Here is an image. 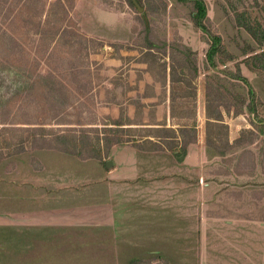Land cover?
Returning a JSON list of instances; mask_svg holds the SVG:
<instances>
[{
	"label": "rangeland",
	"instance_id": "obj_1",
	"mask_svg": "<svg viewBox=\"0 0 264 264\" xmlns=\"http://www.w3.org/2000/svg\"><path fill=\"white\" fill-rule=\"evenodd\" d=\"M142 1L138 12L127 0H0V188L8 196L16 185L27 194L33 183L44 184L47 168L90 154L101 161L104 151L93 143L102 130L86 127L96 120L110 123L97 116V107L116 98L117 86L129 91V99L145 77H167L169 54L179 76L185 70L177 61L188 46L195 51L196 118L207 157L201 176L210 185L198 189L197 236L166 240L164 256L117 255L115 264H264V81L242 62V51L261 46L240 25L252 19L264 29V0H205L206 27L221 36L223 47L217 70L206 64L209 38L191 21L190 5ZM240 12L245 14L238 20ZM221 70L248 79L256 92L255 112H232L248 103V95L243 83ZM206 80L230 93L225 102L231 112H223L228 127L219 128L212 143L217 150L232 144L224 155L205 145ZM184 103L192 108L179 100ZM58 127L66 137L56 143ZM73 234L77 238L58 240L52 264H76L75 253L59 254L62 247L80 251L76 244L89 247L91 240L101 246L91 231ZM40 249L37 244V257Z\"/></svg>",
	"mask_w": 264,
	"mask_h": 264
},
{
	"label": "crops",
	"instance_id": "obj_2",
	"mask_svg": "<svg viewBox=\"0 0 264 264\" xmlns=\"http://www.w3.org/2000/svg\"><path fill=\"white\" fill-rule=\"evenodd\" d=\"M166 78L162 85L152 76L145 77L141 90L136 88V96L129 99V91L123 93L117 86L116 98L97 107V116L117 119L121 114L132 120L124 125L132 129H175L176 137L164 138L160 149L141 147L147 137L160 143L152 136L112 144L107 151L100 143L104 151L101 161L85 157L68 166L62 162L47 168L44 184L33 183L27 194L16 185L8 196L0 188V264H36L38 260L52 264L58 240L77 238L74 232L91 231L99 235L101 243L98 246L91 240L89 247L77 243L84 248L80 251L62 247L59 254L75 253L76 264H115L117 255L131 260L164 256L168 253L166 240L196 238L198 189L210 187L201 176L200 166L207 160L202 149L204 136L198 124L196 141L180 154L181 136L170 116ZM136 79L139 82L141 77ZM86 124L103 126L98 120ZM170 142L171 149L165 146ZM37 244L43 249L41 259Z\"/></svg>",
	"mask_w": 264,
	"mask_h": 264
},
{
	"label": "trees",
	"instance_id": "obj_3",
	"mask_svg": "<svg viewBox=\"0 0 264 264\" xmlns=\"http://www.w3.org/2000/svg\"><path fill=\"white\" fill-rule=\"evenodd\" d=\"M141 7L144 6L142 0H136ZM182 2L183 4L191 6V21L194 26L202 31L203 33L208 35L209 38V46L205 52V61L209 68L212 70H217V61L216 56L219 52L222 51V43L221 36L218 34H214L210 32L206 27L207 21V6L205 0H177ZM127 2L133 5L132 0H127ZM137 11V8L135 7ZM245 12L236 13L235 16L238 20H240ZM245 29L246 33H248L257 43L261 46L259 51H254L249 53L248 50L242 51V55H246V57L242 60V62L253 72H255L258 76L263 78L264 81V29L258 23L254 24V22L248 20V23L240 24ZM147 28V27H146ZM147 30V29H146ZM152 48V47H149ZM183 56L178 59L179 67L183 68L185 71L180 73L179 76L175 74V66L173 64L174 56L172 57V62L170 65V71L168 74L170 90H169V100H170V116L174 121V124L177 125V131L181 136V145L179 148L180 154H184L186 151V147L189 143H193L196 141L197 135V118H196V85L195 81L197 79V67H196V57L192 56L195 54V51L192 50L188 46H183L181 50ZM186 58V59H184ZM223 71L226 74L227 79L236 80L243 83V87L246 89V93L248 95V103L244 106L243 102H241L236 108H233L232 112L234 114L240 113H253L255 112V100H256V92L253 89L251 83L247 78L241 76L240 74H233L231 71ZM239 71V68H237ZM166 75L164 79H156L162 83V85L166 82ZM177 83H182L185 85L184 88L179 90V87L175 86ZM206 90H205V145L206 149L209 148L214 149V154L224 155L228 149L232 147V144H228L227 149L217 150L213 146V142L217 140L218 129L219 128H227V124L223 119V112L226 114L230 113V105L226 104V98L230 96L228 89L221 84H213L210 80H206ZM179 100H183L186 103L192 105L191 109H188V105L182 104L179 105ZM112 124L109 126L108 123H103L101 126L100 136L94 140L93 144L100 145L102 143L103 149L107 151L108 147L112 144H123L131 141L135 143V141L142 136H152L157 138L159 142L150 140L148 137L142 143V148L145 150H158L161 147V143L163 144L164 138L166 137H176L175 129L173 128H162L160 130H150L147 128H140L145 133H136V131H141L139 128L132 129L130 126H124L131 124L130 119L123 117L121 114L117 119L107 118ZM28 127H24V130ZM57 130L56 143H59V138L66 137L64 135V130ZM97 128V127H95ZM53 131V130H50ZM109 135V136H108ZM76 136L72 135V138L75 139ZM228 142V141H227ZM239 142V138L235 139L233 143ZM62 143V142H61ZM144 144V145H143ZM166 147L170 149L174 146L172 143L165 144ZM63 151H66L64 148H61ZM85 157H94L93 155H87Z\"/></svg>",
	"mask_w": 264,
	"mask_h": 264
},
{
	"label": "water",
	"instance_id": "obj_4",
	"mask_svg": "<svg viewBox=\"0 0 264 264\" xmlns=\"http://www.w3.org/2000/svg\"><path fill=\"white\" fill-rule=\"evenodd\" d=\"M132 2H133V4L135 5V7L137 8V11H138V12H141L143 8L138 4V2H137L136 0H132ZM143 18H144V20H145V22H146V18H145L144 15H143ZM109 164H110V162L107 161V162H106V165H109Z\"/></svg>",
	"mask_w": 264,
	"mask_h": 264
}]
</instances>
